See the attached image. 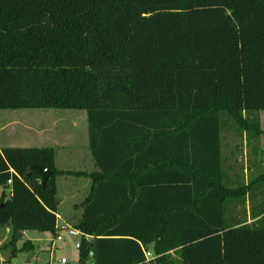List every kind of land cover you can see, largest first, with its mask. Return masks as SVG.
Masks as SVG:
<instances>
[{
	"label": "trees",
	"instance_id": "trees-1",
	"mask_svg": "<svg viewBox=\"0 0 264 264\" xmlns=\"http://www.w3.org/2000/svg\"><path fill=\"white\" fill-rule=\"evenodd\" d=\"M32 109L87 114L97 171L67 220L91 237L77 264H264V216L232 221L251 184L224 182L221 147L226 128L263 135L264 0H0V111ZM62 175L83 174L52 147L0 149L15 243L58 236Z\"/></svg>",
	"mask_w": 264,
	"mask_h": 264
},
{
	"label": "rangeland",
	"instance_id": "rangeland-1",
	"mask_svg": "<svg viewBox=\"0 0 264 264\" xmlns=\"http://www.w3.org/2000/svg\"><path fill=\"white\" fill-rule=\"evenodd\" d=\"M256 116L261 122V129H263L262 132L264 133V112L260 111ZM29 128L32 131H30ZM42 129L51 132L49 135L52 134V138L57 139L54 140V142L57 141L58 143L66 144V141H68L69 144H74L79 148H81V146L85 147L83 145L86 143L88 146V120L85 111L61 109L0 111L1 148L8 146L21 148L52 147L56 152L55 160L58 169L72 170L65 172L79 170V168L75 166L76 164H72L68 160H64L66 159V152L61 153L62 147L54 145L53 142H43L41 138L37 137V133L42 131ZM48 139L49 138H46V141ZM85 169L89 170L87 166ZM261 175H264V169L262 172L258 173V175H254L250 182L255 181ZM62 176L63 179L59 180L60 187L58 193V198L61 201L60 212L61 215H68L72 211L71 209H74V205L78 206V204H80L82 196H73L74 194H68L67 190L70 187L69 177L71 178L73 175ZM257 183L259 184L258 181L255 182V187L258 185ZM73 211L70 215L73 214ZM60 221L59 226H62L63 224H61ZM5 224L6 222L2 223L1 230H6L3 229L6 228ZM61 235L63 241L61 243H57L55 247L56 249H53L51 246L53 237L50 233L29 231L24 235V237L17 241V252L15 253V256L12 255L13 248L11 249L10 247L11 242L8 243V246L6 247L7 250L4 245L0 247V264H60L62 259H65L68 264H77L78 251L75 246L80 242V240L68 237L64 234ZM16 240L17 238L15 241ZM26 241L31 242L34 246V250L31 253L21 250Z\"/></svg>",
	"mask_w": 264,
	"mask_h": 264
},
{
	"label": "crops",
	"instance_id": "crops-1",
	"mask_svg": "<svg viewBox=\"0 0 264 264\" xmlns=\"http://www.w3.org/2000/svg\"><path fill=\"white\" fill-rule=\"evenodd\" d=\"M30 131H32L29 128ZM263 130V129H262ZM51 132L45 131L42 129V131L37 133V137L41 138L43 142H53L54 145L62 147V152H66V159L72 164H76L75 166L79 168L77 171H73L75 173L83 174L80 177L77 176H71L69 177L70 181V187L68 188L67 192L73 196H82V200L80 204L74 205L73 214H80L81 204L83 203L85 197L89 194L91 190L92 181L91 178L87 177V174H93L97 171V168L95 167L94 161L91 157V154L89 152V141L88 146L87 143L82 147H76L74 144H69L68 141L65 143H58L57 141L54 142V140H57L56 138H52V134L49 135ZM57 133V132H56ZM46 138H49L46 141ZM61 144V145H60ZM174 144V142L171 143V145ZM79 146V145H78ZM8 147H15V146H8ZM8 147H2V148H8ZM221 147H222V178L224 182L230 186L237 188L239 186L245 185L249 186L251 184L250 189L248 190V193L246 194V197L242 201H234L229 205V212L231 214L232 221H239V219L245 220V225H250L257 220L261 219V217L264 216V175L259 176L255 181H251V178H253L254 175H258V173L262 172L264 169V133L259 139H248L245 135L242 136H236L233 129L226 128L222 132V138H221ZM1 149V147H0ZM77 150V151H76ZM56 157V152H55ZM55 166L58 167L55 160ZM86 166L89 168V170L85 169ZM83 167V168H82ZM58 169V168H57ZM60 170V169H58ZM60 171H72V170H60ZM86 174V175H84ZM63 179V176H60L57 178L58 183V193H59V180ZM259 182V184L255 187V182ZM253 184V185H252ZM72 211L70 213H72ZM262 215L258 216L257 218H254V216L259 215L262 213ZM61 215L60 207H59V215L58 220L61 219V224L67 225V220L70 219L72 214L70 215ZM63 217V218H62ZM65 217V219H64ZM58 221V224H59ZM241 222H237V224H240ZM241 225V224H240ZM6 229L1 230L2 223L0 222V247L4 245L5 249L7 250L8 243L11 242V249L12 255L15 256L16 253V245L15 239H14V233L12 230V223L11 221L6 222L5 224ZM9 231V232H8ZM27 232L23 233V236ZM4 251V250H3ZM3 261V259L1 258ZM4 263V262H3Z\"/></svg>",
	"mask_w": 264,
	"mask_h": 264
},
{
	"label": "built area",
	"instance_id": "built-area-1",
	"mask_svg": "<svg viewBox=\"0 0 264 264\" xmlns=\"http://www.w3.org/2000/svg\"><path fill=\"white\" fill-rule=\"evenodd\" d=\"M8 185L9 186L11 185L10 181L8 182ZM61 234H64V235L71 237V238L79 239L80 241L82 238H85L86 240H90V238H91L89 236L82 234L80 231L75 230V229H73L67 225H62V226H59L58 236L55 239H53V241L51 242V246L53 249H56L55 247H56L57 243H61L63 241ZM80 244H81L80 242L76 244V246H75L76 250H78L80 248ZM145 257H146V261L149 262L152 259V254L147 252L145 254ZM60 264H68V263L65 259H62Z\"/></svg>",
	"mask_w": 264,
	"mask_h": 264
},
{
	"label": "water",
	"instance_id": "water-1",
	"mask_svg": "<svg viewBox=\"0 0 264 264\" xmlns=\"http://www.w3.org/2000/svg\"><path fill=\"white\" fill-rule=\"evenodd\" d=\"M53 175L52 171L41 165H34L29 168V170L26 173V178H30L31 176H37L40 180V184L42 186H45L47 181L51 178Z\"/></svg>",
	"mask_w": 264,
	"mask_h": 264
}]
</instances>
